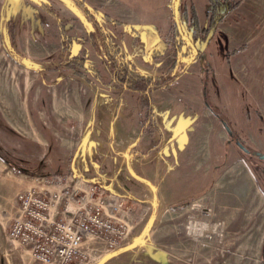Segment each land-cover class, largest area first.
Returning <instances> with one entry per match:
<instances>
[{
	"label": "rangeland",
	"instance_id": "1",
	"mask_svg": "<svg viewBox=\"0 0 264 264\" xmlns=\"http://www.w3.org/2000/svg\"><path fill=\"white\" fill-rule=\"evenodd\" d=\"M46 1L65 24L66 34L80 39L66 51L60 46L56 21L39 9V0H0V250L8 249L14 242L9 238L8 230L18 211L16 195L25 190L23 183L19 182L21 175L47 177L69 172L74 177L91 179L105 187L116 181V170L118 167L122 169L124 163L122 154L110 153L109 145L118 139L104 137V131L98 127V131L93 129L91 123L96 122L97 117L88 122V112L82 114L77 104L78 99L82 104L88 93L89 97L93 93L97 99L104 95L101 108L107 110L114 99L109 101L105 92L99 94L94 89L90 92L84 80L73 74L68 79L59 67L60 63L88 49L86 63L99 67L102 80L107 81L110 73L102 57L100 42L97 40L93 47L88 38L89 32L97 39L98 34L72 1ZM158 1L152 0L155 8H150L151 13L145 9L142 14L138 9L141 22L133 24L131 19L137 15L132 0H87L90 8H97L99 13L125 23V26H116L103 20L102 25L144 72L140 57H134V54L142 56L144 52L140 47H133V50L128 46L131 37L143 34L147 38V50L154 46L156 50H163V43L157 38L164 35L175 20V0L164 8L156 5ZM180 3L181 7L186 5L189 10L193 6L200 25H207V14L211 10L207 0H182ZM217 11H225L221 2ZM149 18L160 20V25L148 24L146 20ZM151 26L157 33L149 29ZM218 29L208 40H193L202 56L201 62L182 59L187 68H178L183 73L175 86L180 99L195 100L201 112L209 119H215L213 135L217 145L213 160L211 155V166L215 167V174L211 176L214 185L210 181L211 186L207 187L206 193L167 206L137 203L125 191L120 192L131 198L137 214L147 212L133 229L126 245L129 248L102 264H264V158L253 154L257 151L264 155V0H242L234 10L225 14ZM226 33L235 42L231 40L228 43L224 36ZM247 42L250 47L244 53V63H238V56L233 62L236 75L241 79L239 87L234 84L231 89L226 88V80L217 74L221 89L217 90L215 86V91L208 89L206 76L201 74V70L213 61V55L214 60L222 64L219 69L229 72V66L223 65L226 48ZM8 51L17 60L11 58ZM173 58V50L165 52L161 67H168ZM88 71H85L86 75L96 81ZM59 82L61 84L57 85ZM53 91L58 98L64 99L66 108L71 110L70 116L66 111V115L61 110L53 112L49 103ZM110 92L113 97L115 91ZM229 98L231 101L240 99V104L231 105ZM213 99L221 104H210L209 100L212 102ZM114 104L116 102L112 104L113 108ZM207 107L218 110L216 112L226 121L232 135ZM222 112L227 113L223 115ZM176 117H179L175 124L177 133L187 134L190 116L184 112ZM194 118L196 120L197 117ZM36 127L48 135L54 132L59 137L48 141L38 138ZM68 131L70 143L63 144L62 133ZM167 135L166 139L171 140L169 136L172 135ZM123 138L120 140L127 139ZM238 139L252 153L242 151L235 144ZM104 142L108 147L101 146ZM123 144L127 146L126 141ZM152 160L150 157L144 160L142 168L152 166ZM12 165L18 171H13ZM140 165L138 161L130 165L125 163L119 179L129 182L128 178L124 179L127 172L135 174Z\"/></svg>",
	"mask_w": 264,
	"mask_h": 264
},
{
	"label": "crops",
	"instance_id": "2",
	"mask_svg": "<svg viewBox=\"0 0 264 264\" xmlns=\"http://www.w3.org/2000/svg\"><path fill=\"white\" fill-rule=\"evenodd\" d=\"M170 1L172 2L173 0H160L155 3L156 5H161L164 8ZM132 3L134 4V7H136V12L134 11V13L137 15L136 17L133 16V19H131L133 24H138L141 22V19L137 14L139 12L138 9H141L142 14H144L145 9L151 13L150 8H155V4L152 5V0H143L141 4L136 0H132ZM146 22H148V24L154 23L158 24V26L160 25V20L158 19L149 18L146 20ZM220 24H218L217 29L219 28ZM149 29L153 31V33H157L154 28ZM224 36L228 43L231 40V42H235V39H230L227 33ZM145 40H147V38L141 34L140 36L131 37L129 41V49L134 50L135 47H140V50L144 52L142 56L139 54H134V57H140L142 60L141 67L145 70V72L140 70L137 65H135L136 68L140 73L145 75H157L164 72L169 67V65L164 69L161 67V59L153 60L149 58L146 52L147 49L145 47ZM156 42L157 41L154 43ZM244 44H248V42ZM240 46L241 45L237 47L235 46L233 48L231 46L230 49L228 45V48H226L224 53L225 61L223 65L229 66V72L219 69L222 64L214 60V55L213 61H209L204 69L202 67L203 70H201V74L203 73L206 76V86L208 89L215 91L213 90L214 86L217 88V90L221 89V82L218 81L216 76L217 74L220 76V79L223 78V80H226V83L228 84H226V86L224 85L226 88L231 89L234 84L239 87L238 84L241 83V79L236 75L237 70L233 66V62L236 61V57L238 56L240 59L238 63H244V53L246 54L248 48L250 47L247 45L245 50L234 52ZM84 50L86 51V54H89L88 49ZM123 50L129 57L128 51L125 49ZM227 52H229V56L227 55ZM129 58L131 59V57ZM201 58L202 56L199 55L198 62H201ZM96 68L100 70L99 67ZM62 70H64L63 72L66 73L68 79H70L69 76L72 73L65 69ZM88 78L90 82L85 81L84 83L86 84L85 87L89 91L94 89V92H98L99 94L105 92V95H108L107 97L110 98L109 101H111L112 98L114 100L111 101V106H108L109 109L105 110L101 108L104 95L97 99L93 97V93H91L90 97V94L88 93V96L84 99L82 104L78 102L79 99L78 101L76 100L77 104L79 103L82 114L88 112V116H90L88 122L90 123L93 122V117L94 119L97 117L96 122L94 121L91 123V126H93V129L96 131H98V128L103 130L104 137L118 139V141H112L113 145H109V149H111L110 153L114 155H123V168L125 167V163L130 165L134 161L141 162L140 168L137 172H135V174H132L130 171L127 172V177H124V179L128 178L130 180L129 182L126 183L124 182L125 180L123 181L122 179H119V174L124 171H122L123 168L121 169V167H118L116 170V181L114 182L116 184L114 185V183H110L109 186H103L104 188H108L118 193L125 191V193H128L137 203H157L167 206L172 205L173 203L190 200L202 192L206 193L207 187L209 185L211 186V183L214 185V180L212 177L215 174V167L213 164L211 166V155L213 154V160L217 145L215 136L213 135L215 119H209L207 115L201 112L195 100H183L177 96L178 90L175 88V86L179 78H177L170 88L158 89L152 92L151 101L153 105L154 126L151 127L150 130L147 128L144 131L141 130L140 123L144 117L145 109L142 107L141 99L137 93L130 90L120 93L115 88H106L99 81H94L91 77ZM110 79L111 76H109L107 81ZM61 82L57 83V85L61 84ZM223 82L225 84V81ZM111 90L115 91V93H112L114 94L112 95L113 97L109 95ZM49 99V103L53 112L54 110L56 112H60L61 110L64 112L63 115H66V111L68 116H70L71 110L66 108L64 99L62 100L61 98H58L54 91L51 93ZM229 100L231 105L236 106L237 104H240V99H233L234 101H231L232 99L229 98ZM223 101H225V98L222 100V102ZM114 102H116V105L114 104L113 108L112 104ZM209 102L214 106L221 104L214 99L212 102L209 100ZM216 110L208 108V111H210L214 115L213 117H216V120H218V122L222 125L220 113L216 112ZM184 112L186 115L190 116L192 123L190 122V128H188L189 130L187 131V134L182 135L177 133L178 128H176L175 124L179 120V117H176V115L179 113L182 114ZM226 113H223V115H226ZM194 117H197L196 120H194ZM170 122L172 124L169 126L168 124ZM36 128L38 129L37 137L44 139L45 141H48L51 138L54 140L55 137H59L54 132H51V134L48 135L45 133V131L41 129L39 130V127ZM85 133L84 135H86ZM167 133L172 135L169 136L171 140L166 139V136H168ZM123 137H127V139L120 140ZM31 138H33V136ZM70 139V131L62 133L63 144L70 143ZM35 140L37 144H40L41 141L39 139L36 138ZM125 141L127 143L126 147H124L123 144ZM102 144V147H108V145H105V142ZM149 157L153 158L152 166L142 168L144 160ZM34 167L31 168L35 169ZM37 177L42 178L45 176L34 177L32 175L23 174L21 175L19 182L20 184L23 183L21 185H23L25 189L30 187L44 189L45 185L41 179H37ZM209 178H211V180H209ZM86 180L93 181L91 179ZM0 255V264H38L32 260L30 251L27 248L20 246L16 242H13L12 246L8 249L0 250Z\"/></svg>",
	"mask_w": 264,
	"mask_h": 264
},
{
	"label": "built area",
	"instance_id": "3",
	"mask_svg": "<svg viewBox=\"0 0 264 264\" xmlns=\"http://www.w3.org/2000/svg\"><path fill=\"white\" fill-rule=\"evenodd\" d=\"M37 179L44 189L17 193L8 236L38 264H96L128 245L147 212L137 214L128 195L69 172Z\"/></svg>",
	"mask_w": 264,
	"mask_h": 264
},
{
	"label": "trees",
	"instance_id": "4",
	"mask_svg": "<svg viewBox=\"0 0 264 264\" xmlns=\"http://www.w3.org/2000/svg\"><path fill=\"white\" fill-rule=\"evenodd\" d=\"M70 1L79 8L88 20V23L91 24L93 29L97 32L98 39L92 32L88 33V38L93 47L97 45V40H99L98 42H100L103 52L102 57L105 58L104 61L108 66L111 79L107 82L103 81L100 70L86 63L85 50H82L80 55L73 56L66 62L60 63L59 67L70 71L74 76L86 82H90L85 72L89 70L88 72L106 88H115L120 93L127 90L137 93L141 99V105L145 109L144 117L140 123L141 130L144 131L147 128L150 130V128L154 126L153 105L151 101L152 92L158 89H168L171 87L183 73L182 71H178L180 66L186 65L182 64V62H184L182 59L187 58V62H193L199 57V50L193 43V40H208L211 34L217 31V26L224 20L225 14L234 10L242 0H207L211 10L208 11L209 14H207L208 22L206 26L200 25L193 6L192 8L190 7L189 10L186 5L181 7V3H179L178 21L176 22L173 20L168 31L164 35H159L164 46L163 50H156L154 46L146 51L149 58L153 60L161 59L165 52L169 50H173L174 52V58L169 67L164 72L157 75H145L140 73L134 62L102 25L103 20L111 22L116 26H125V23L111 18L106 13H99L97 8H90L87 4V0ZM181 1L182 0H180V2ZM220 2L224 5V13H219L217 11ZM38 7L42 12L56 21L59 36L61 38L60 46L62 50L66 51L70 49L74 43L79 42L78 40L80 39L75 38L71 34H66L65 24L60 20L58 13L52 8L48 1L39 0ZM246 48L247 44H243L234 52L245 50ZM8 54L11 58L17 60L15 58L16 56H14L11 51H8ZM228 54L229 52H227V55ZM180 59L182 61H179ZM185 67L187 68V66ZM222 120L224 119L221 117V121ZM11 168L14 169V171H18L13 165ZM123 250L124 248H121L117 250V252L119 253Z\"/></svg>",
	"mask_w": 264,
	"mask_h": 264
},
{
	"label": "water",
	"instance_id": "5",
	"mask_svg": "<svg viewBox=\"0 0 264 264\" xmlns=\"http://www.w3.org/2000/svg\"><path fill=\"white\" fill-rule=\"evenodd\" d=\"M179 3H180V0H175V4H174V9H173V10H174V19H175L176 22L178 21V7H179ZM151 29H153L152 26H151ZM157 40H161V38L158 37ZM222 121H223V120H222ZM222 125H223V127L225 128V130L227 131V133H228L229 135H232V131H231L230 127L227 125V123H226L225 121L222 122ZM236 144H237L242 150L247 151V149L244 147V145H243L239 140L236 141ZM263 156H264V155H263ZM137 241H140V239H137ZM137 241H136V242H137ZM123 248H124V249H127V248H129V247L125 246V247H123ZM117 253H118L117 251H114V252L108 253L107 255H105V257H103V259H102L101 261H99V262L96 263V264H102L104 261H106V260L109 259V258H112V257L115 256Z\"/></svg>",
	"mask_w": 264,
	"mask_h": 264
},
{
	"label": "flooded vegetation",
	"instance_id": "6",
	"mask_svg": "<svg viewBox=\"0 0 264 264\" xmlns=\"http://www.w3.org/2000/svg\"><path fill=\"white\" fill-rule=\"evenodd\" d=\"M193 58V57H192ZM198 60V59H197ZM223 121H225V120H223ZM223 121H221V122H223ZM226 122V121H225ZM233 134V133H232ZM240 142H241V140L240 139H238ZM236 141L237 140H235V144H236ZM242 143V142H241ZM243 144V143H242ZM237 145V144H236ZM238 146V145H237ZM239 147V146H238ZM240 148V147H239ZM241 149V148H240ZM247 149V148H246ZM242 150V149H241ZM242 151H244V150H242ZM246 154H250V153H252L249 149H247V151H244ZM253 154L256 156V157H259L260 159H263L264 158V156L263 155H261L259 152H257V151H254L253 152Z\"/></svg>",
	"mask_w": 264,
	"mask_h": 264
},
{
	"label": "bare ground",
	"instance_id": "7",
	"mask_svg": "<svg viewBox=\"0 0 264 264\" xmlns=\"http://www.w3.org/2000/svg\"><path fill=\"white\" fill-rule=\"evenodd\" d=\"M15 92H16V91H15ZM15 92H14V93H15ZM12 94H13V93H12ZM11 97H12V96H11Z\"/></svg>",
	"mask_w": 264,
	"mask_h": 264
}]
</instances>
